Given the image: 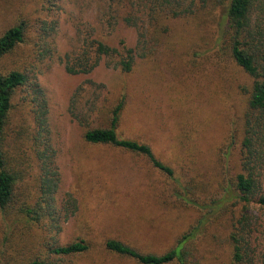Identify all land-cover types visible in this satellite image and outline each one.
<instances>
[{"label": "rangeland", "instance_id": "rangeland-1", "mask_svg": "<svg viewBox=\"0 0 264 264\" xmlns=\"http://www.w3.org/2000/svg\"><path fill=\"white\" fill-rule=\"evenodd\" d=\"M62 6L51 7L46 0H0V35L21 13L31 17L28 40L0 60L4 72L20 68L30 78L29 85L17 91L9 123L10 138H20V129L27 135L20 138L29 156L20 197L32 205L42 198L30 138L41 120H46L42 133L51 131L60 176L51 216L45 204L32 218L0 209V264H12L13 255L27 261L47 254L51 243L78 239H85L90 249L64 263L138 264L109 251L107 239L164 252L199 219L207 225L199 228L195 240L199 250L189 264H232L226 241L233 228L229 216L238 217L243 204L218 218L211 202L218 182H229L239 171L237 150L227 157L223 149L246 109L243 86L250 79L217 43L223 29L219 19L208 13L168 19L169 32L162 36L156 54L137 58L131 72L102 60L90 73L73 74L66 68V55L74 56L88 30L116 47H121L122 39L135 47L138 33L124 23L104 28L95 2L89 6L88 0H63ZM195 52L206 57L195 59ZM191 60L208 62L196 66ZM124 96L119 133L149 143L173 168L172 175L145 156L85 140L86 129L106 125L112 107ZM192 179L196 192L188 193ZM203 184L210 185V191ZM191 197L200 205L191 204ZM66 199L69 213L64 211ZM251 205L264 219V208Z\"/></svg>", "mask_w": 264, "mask_h": 264}, {"label": "trees", "instance_id": "trees-1", "mask_svg": "<svg viewBox=\"0 0 264 264\" xmlns=\"http://www.w3.org/2000/svg\"><path fill=\"white\" fill-rule=\"evenodd\" d=\"M46 2L50 3L51 7L64 9L63 0ZM94 2L97 17L104 28L115 29L120 23L135 27L138 33L137 44L135 47H129L122 39L121 47L112 46L94 37L93 30H88L85 35H81L82 45L75 50L74 56L66 55V68L73 74L90 73L102 60L110 67L125 73L131 72L137 58H152L156 54L162 36L169 32L166 23L168 19L198 13H208L207 15L219 19L218 24L223 29L217 43H221L224 54L230 56L248 76L250 84L243 86L246 93V109L232 136L233 139L225 143L223 149L227 157L233 156V151L237 150L239 171L234 178L230 177L229 182H218L215 187L217 195L211 204L213 208L218 209L214 210L218 218L229 215L231 208L237 203L243 204L238 217L232 214L229 216L233 228L226 236V241L230 246L232 264H264V219L251 205L255 202L264 208V0H88V5L92 6ZM21 15L0 35V60L28 40L31 17L24 13ZM55 22L53 26H56L57 21ZM46 28L47 23L44 21L45 33L48 30H45ZM46 36L47 34L38 37L39 41H43ZM194 55L195 59L206 57L196 52ZM191 61L196 66H203L208 62L198 61L195 64ZM29 79L27 72L20 68L6 72L0 68V209L16 217L25 213L32 218L34 213L46 206L48 215H52L49 207L55 205L54 196L60 188V176L57 150L51 143V131L46 129V133H42L46 120H41L39 129L30 138L32 150L38 159L40 172L37 180L40 183L42 198L32 205L20 197L21 193L18 191L23 185L26 168L24 165L29 158L25 143L20 138L27 135L20 129V138H10L9 123L17 91L23 86H28ZM125 106L124 96L112 107L106 125L86 129L85 140L93 145H108L145 156L154 167L172 175L173 168L157 156L149 143L124 137L119 133ZM44 136H47V139L42 140ZM235 136H239L238 141L234 139ZM224 176L226 177L227 173ZM203 186L205 191H210V185ZM196 188L197 182L193 179L192 184L186 187L189 189L188 193L196 192ZM188 200L193 205H200L194 197ZM67 201L68 199L63 205L64 211L69 213ZM204 205L210 206V203ZM209 220L212 221L211 218ZM25 222H30V219L25 218ZM201 225H207L203 219H199L183 232L175 244L164 252L144 251L117 238L107 239L105 245L109 251L133 259L138 264H189L191 256H195V252L199 250L195 240L200 236L198 233ZM89 249L90 244L85 239L73 240L67 244L54 242L49 245L45 255H36L26 259L27 261L13 255L11 260H14L12 264H66V258L84 254Z\"/></svg>", "mask_w": 264, "mask_h": 264}]
</instances>
